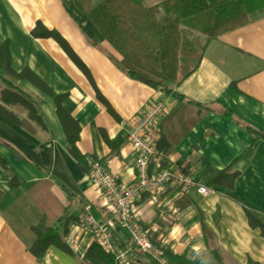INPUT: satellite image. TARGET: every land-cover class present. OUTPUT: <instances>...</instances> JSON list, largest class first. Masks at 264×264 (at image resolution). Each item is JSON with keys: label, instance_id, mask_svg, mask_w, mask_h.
I'll use <instances>...</instances> for the list:
<instances>
[{"label": "crops", "instance_id": "obj_1", "mask_svg": "<svg viewBox=\"0 0 264 264\" xmlns=\"http://www.w3.org/2000/svg\"><path fill=\"white\" fill-rule=\"evenodd\" d=\"M99 1L90 2L95 6ZM136 1L145 6L161 3ZM247 22L207 42L203 34L181 27L189 44H205L196 70L172 89L184 100L212 110L196 122L195 107H177L173 97L119 71L113 61L121 56L72 0H0V48L7 46L11 70L28 69L53 94L64 96L60 107L79 126L76 145L81 155L99 160L125 185L134 176V154L125 144L133 116L150 101L162 103L171 114L160 120L158 139L164 135L173 144L165 167L182 169L207 191L166 186L155 201L143 195L133 207V221L146 226L156 241L180 258L203 251V225L215 234L230 260L264 264V237L250 229L241 205L230 197L264 212V140L252 146V136L220 114L226 108L264 133V14H252ZM36 23L56 32L82 66L52 38L31 36ZM21 84L41 101L44 129L31 135L0 116V156L19 183L12 187L0 167V264H79L94 242L77 225L79 215L88 209L98 222H105L110 212L98 197L96 185L67 154L53 99L29 82ZM12 110L23 116L19 109ZM103 137L113 147L104 144ZM207 166L217 170L232 166L238 173L232 189L206 187L202 178ZM183 193L191 203L177 210L176 201ZM42 215L46 217L43 224L58 233L69 252L55 244L37 257L28 250L31 229ZM111 235L115 251L131 264H155L132 247L124 231L115 228Z\"/></svg>", "mask_w": 264, "mask_h": 264}, {"label": "trees", "instance_id": "obj_2", "mask_svg": "<svg viewBox=\"0 0 264 264\" xmlns=\"http://www.w3.org/2000/svg\"><path fill=\"white\" fill-rule=\"evenodd\" d=\"M90 1L72 0V3L88 17L103 40L108 42L121 56L119 61H113L114 66L128 78L173 97L178 102L177 107L184 105L195 107L197 109L195 122L203 114L212 110L207 106L184 100L172 89L196 70L205 44L199 47L189 44L182 37L181 27L203 34L207 42L247 24L252 14H264V0H161L158 6H145L136 0H100L98 4L92 6ZM30 34L35 38H52L67 53L66 55L73 58L79 67L82 66L56 32L45 30L43 25L36 23ZM9 56L7 46L1 47L0 116L31 135L37 130H43L44 124L41 121L42 115L39 108L41 101L21 83L26 81L42 90L55 103L56 114L67 142L65 145L67 154L75 161L80 171L88 174L85 158L76 145L79 139V126L60 107L64 96L53 94L51 89L40 82L28 69L15 73L11 70ZM231 94L237 95L233 87H231ZM96 99L114 116L113 111L99 93H96ZM12 108L22 111L23 116H19ZM170 114H166L165 117ZM220 114L247 131L253 138L252 146L264 140L263 132L238 120L228 109L222 108ZM103 140L104 144L113 147V142L106 137H103ZM166 141L167 138L163 135L156 143V150L162 156V167L166 166V157L173 149V144H168ZM5 160L0 156V167L7 174L12 187L17 186L19 183L11 174L10 167ZM237 174L232 166L221 170L207 166L202 181L206 187L221 186L231 190ZM43 184L49 185V183ZM230 197L241 205L250 229H257L264 237V212L240 202L233 196ZM190 203L191 201L183 193L175 206L177 210H182ZM45 219V215H42L38 224L32 227V239L28 243V250L37 257L49 245L55 244L60 250L69 252L58 233L43 224ZM11 226H13L12 221ZM138 226L153 246L162 250L164 259L169 264H207L209 261L215 264H238L226 256L217 244L215 234L203 225L200 230L203 251L191 258H180L171 254L166 246L156 241L146 226L140 224ZM98 247L93 242L86 248L79 264H118L114 254L104 252ZM248 264L256 263L248 261Z\"/></svg>", "mask_w": 264, "mask_h": 264}, {"label": "built area", "instance_id": "obj_3", "mask_svg": "<svg viewBox=\"0 0 264 264\" xmlns=\"http://www.w3.org/2000/svg\"><path fill=\"white\" fill-rule=\"evenodd\" d=\"M167 114L166 107L159 101H150L139 114L133 116L126 136L128 150L134 155V176L129 185H125L116 175L106 170L105 166L93 157H84L88 167V177L98 189V197L105 209L110 212V219L98 222L88 209L79 215L77 225L90 236L104 252L115 255L118 264H131L124 254L113 248L112 231L117 228L124 231L132 247L155 264H169L163 252L153 246L133 221L132 213L136 201L147 195L151 201L163 192L166 186H175L180 191L196 188V192L205 194L207 189L195 185L180 168L170 169L161 166L162 156L156 150L159 136V122Z\"/></svg>", "mask_w": 264, "mask_h": 264}, {"label": "rangeland", "instance_id": "obj_4", "mask_svg": "<svg viewBox=\"0 0 264 264\" xmlns=\"http://www.w3.org/2000/svg\"><path fill=\"white\" fill-rule=\"evenodd\" d=\"M141 2V1H140ZM147 4V3H146ZM158 18L160 19V17L158 16ZM161 250V249H160ZM162 251V250H161Z\"/></svg>", "mask_w": 264, "mask_h": 264}]
</instances>
